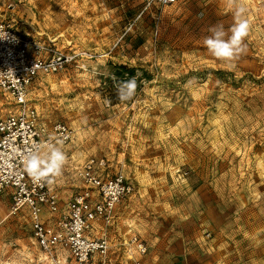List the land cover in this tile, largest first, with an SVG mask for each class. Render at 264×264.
<instances>
[{
    "label": "rangeland",
    "instance_id": "1",
    "mask_svg": "<svg viewBox=\"0 0 264 264\" xmlns=\"http://www.w3.org/2000/svg\"><path fill=\"white\" fill-rule=\"evenodd\" d=\"M237 7L250 26L243 51L218 59L204 39L216 25L228 39ZM0 19L75 55L28 92L43 122L72 129L51 182L61 204L90 156L134 184L105 227L108 254L85 264H133V235L147 250L177 244L199 264H264V0H0ZM118 72L137 91L110 104L103 87ZM13 110L0 93V118ZM10 205L0 192V264H77L64 250L44 252L26 209Z\"/></svg>",
    "mask_w": 264,
    "mask_h": 264
},
{
    "label": "built area",
    "instance_id": "2",
    "mask_svg": "<svg viewBox=\"0 0 264 264\" xmlns=\"http://www.w3.org/2000/svg\"><path fill=\"white\" fill-rule=\"evenodd\" d=\"M176 1L147 0V5ZM74 57L40 44L0 19V93L14 106L0 118V192L9 193L13 213L26 209L32 235L44 252L53 255L63 249L75 263L85 264L108 254L110 240L105 227L113 225L117 205L133 193L134 184L122 170L112 172L106 158L90 156L76 168L81 187L63 206L51 185L53 175L36 181L27 170L32 152L43 155L49 145L58 147L72 137L66 123L41 120L28 97L29 87L40 74L64 70ZM46 213L52 222L45 218ZM97 229L103 234L94 235ZM130 240L137 254L147 252L139 237L133 235ZM133 264L143 263L136 258Z\"/></svg>",
    "mask_w": 264,
    "mask_h": 264
},
{
    "label": "clouds",
    "instance_id": "3",
    "mask_svg": "<svg viewBox=\"0 0 264 264\" xmlns=\"http://www.w3.org/2000/svg\"><path fill=\"white\" fill-rule=\"evenodd\" d=\"M232 2V0H230ZM245 9L237 7L235 16L237 22L232 27V35L225 39L226 32L223 25H216L209 29L211 35L204 39L209 52L218 59H232L243 51L242 40L249 31V23L242 18ZM136 81L131 79L121 82L117 88V95L121 101L131 99L135 95ZM66 154L57 146L49 145V150L43 155L39 151L32 152L27 158V170L34 180L39 181L49 174L59 176L66 161Z\"/></svg>",
    "mask_w": 264,
    "mask_h": 264
},
{
    "label": "crops",
    "instance_id": "4",
    "mask_svg": "<svg viewBox=\"0 0 264 264\" xmlns=\"http://www.w3.org/2000/svg\"><path fill=\"white\" fill-rule=\"evenodd\" d=\"M45 218L48 219V222H52V218H49V214L46 213ZM95 226L99 228L100 223L97 222ZM102 234V230L97 229L94 232V235L96 236H100ZM131 249L132 246L130 247V256L133 257V260L139 258L142 260L143 264H199L198 261H192L194 259L192 256L184 254L182 249L179 248L177 244H172V242H158L156 244H149L147 252L142 256ZM134 253H136L135 256H133ZM215 261L209 264H216ZM57 262H59V260H57Z\"/></svg>",
    "mask_w": 264,
    "mask_h": 264
},
{
    "label": "trees",
    "instance_id": "5",
    "mask_svg": "<svg viewBox=\"0 0 264 264\" xmlns=\"http://www.w3.org/2000/svg\"><path fill=\"white\" fill-rule=\"evenodd\" d=\"M121 68H124V66H121ZM128 80H131V78H125L123 76H120V72L117 73L116 77H114V78L113 77H109L106 80V84L103 87V92L106 93L107 100H108V102L110 104H116L118 102H122L118 98L117 88H118V86L120 85L121 82L128 81ZM136 91L137 90H135V93H136ZM129 100H131V99H129Z\"/></svg>",
    "mask_w": 264,
    "mask_h": 264
},
{
    "label": "bare ground",
    "instance_id": "6",
    "mask_svg": "<svg viewBox=\"0 0 264 264\" xmlns=\"http://www.w3.org/2000/svg\"><path fill=\"white\" fill-rule=\"evenodd\" d=\"M47 81H50V79H46Z\"/></svg>",
    "mask_w": 264,
    "mask_h": 264
}]
</instances>
